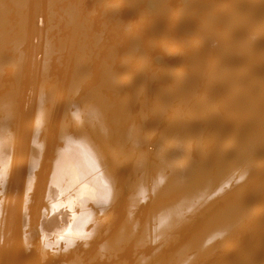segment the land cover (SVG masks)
<instances>
[{
  "label": "bare ground",
  "instance_id": "obj_1",
  "mask_svg": "<svg viewBox=\"0 0 264 264\" xmlns=\"http://www.w3.org/2000/svg\"><path fill=\"white\" fill-rule=\"evenodd\" d=\"M0 264H264V0H0Z\"/></svg>",
  "mask_w": 264,
  "mask_h": 264
}]
</instances>
